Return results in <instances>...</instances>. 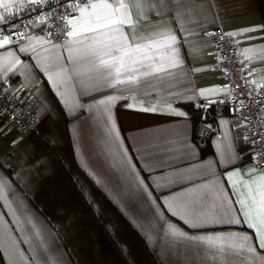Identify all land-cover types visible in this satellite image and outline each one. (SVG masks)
<instances>
[{
	"label": "crops",
	"instance_id": "crops-1",
	"mask_svg": "<svg viewBox=\"0 0 264 264\" xmlns=\"http://www.w3.org/2000/svg\"><path fill=\"white\" fill-rule=\"evenodd\" d=\"M209 3L212 6L204 9L205 14L199 17V23L181 20L173 25L180 29L178 38L183 36L186 41L181 47L183 66L177 70L179 76L174 81L177 87L157 81L155 90L149 89L151 95L148 96L142 92L133 94L104 87L79 96V90L73 92L69 85L63 89L68 105L71 106L78 97L82 104L93 105L91 112L85 107L73 116L66 113L62 104L56 103L57 115L35 119L34 129L29 134H21L11 123L0 121V164L7 165L2 169L3 174L13 181L9 199L20 196L26 202L23 211L35 216L41 231L51 229L60 237L57 244L63 246L71 264H201L193 255L192 245L165 235L161 227L164 220L177 223L185 231H194L195 234H247L253 238L255 254L228 257L216 264H264V249L259 248L256 231L247 223L226 222L229 217L243 219L238 201L247 198L249 178L246 170L257 164L253 159V146L244 141V128L235 125L236 121L242 120L237 115H229L223 105L208 104L204 123L210 134L197 140L200 121L196 125L184 105L192 104L200 109L207 100L215 101L231 93L213 39L201 34L210 27L221 26L227 33L248 28L256 30L245 33L252 39L233 38L247 79L255 81L250 85L264 84V0H209ZM134 4L135 0H130L133 12L136 11ZM149 16L154 18V23L161 19L155 12H149ZM162 18L171 23L177 19L175 10L166 11ZM185 28L192 34L184 31ZM28 31L37 36L44 35L38 28ZM65 40L56 42L63 44ZM33 46L37 52L29 55L41 58L49 55L45 48L50 46H41L38 41H33ZM54 51L67 56L66 51ZM19 55L25 59L24 54ZM28 62L34 63V60ZM253 68L256 71L249 76L248 71ZM38 75L48 88L43 73ZM23 79L19 77L12 83ZM225 86L229 88L228 93L214 91ZM201 90H205L207 100L199 95ZM32 91L35 92V87ZM177 91L184 95L178 98L172 94ZM108 95L126 97L112 102V114L124 147L140 175L145 180L150 175L175 180L166 188L153 186L157 203L168 197L172 209L180 214L204 216H220L226 207L229 215L223 217L224 222L209 220L203 228L190 230L166 208L157 209L150 201L129 195L127 174L110 167L113 161L105 145L106 137L103 127L98 126L100 113L94 101ZM133 95L136 102L143 101V107L156 105L160 111L138 110L140 103L134 108L127 107L134 103ZM39 102L40 106L47 104L44 97ZM169 103L185 115L168 114ZM39 111L37 107L35 115ZM222 121L227 123L222 124ZM17 140L14 144L13 141ZM53 140L55 142L50 143ZM221 151L224 164L219 155ZM232 153L237 158L234 162H227ZM85 161L89 169L103 177L106 188L94 182L82 166ZM117 162H121L119 157ZM260 170L262 168L258 167L256 172ZM230 172L237 174L229 178ZM24 192H27L26 197ZM218 196H223L226 204L218 200ZM161 210L163 217L156 215ZM142 230L151 238L146 239ZM0 264H5L2 253ZM205 264L213 262L207 260Z\"/></svg>",
	"mask_w": 264,
	"mask_h": 264
},
{
	"label": "snow or ice",
	"instance_id": "snow-or-ice-1",
	"mask_svg": "<svg viewBox=\"0 0 264 264\" xmlns=\"http://www.w3.org/2000/svg\"><path fill=\"white\" fill-rule=\"evenodd\" d=\"M134 6L135 12L130 6V0H0V97H3L6 103L18 102L24 107H30L44 97L47 104L38 105L40 111L34 116V119H42L45 115H57L56 103L62 104L66 113L73 116L76 111L85 107L90 112L93 110V105L82 104L78 97L71 106L68 105L63 89L69 85L73 92L79 90V96L89 95L101 87L133 94L142 92L148 96L151 95L149 89L155 90L157 81L168 82L170 87H177L174 81L179 76L177 70L183 66L181 47L186 41L183 36L178 38L180 29L174 28L173 25L181 20L199 23V17L205 14L204 9L212 5L209 0H135ZM170 9L175 10L177 17L171 23L162 18ZM149 12H155L161 19L154 23V18L149 16ZM25 15L27 19L24 18ZM57 15L60 17L59 21L54 19ZM50 21L53 23H49ZM37 28L44 35L37 36L28 31ZM5 30L7 35L2 34ZM54 31L64 35L65 43L56 42L58 38L53 36ZM184 31L192 34L188 28ZM253 31L256 30L248 28L240 32L226 33L225 36L230 40L237 36L252 39L245 33ZM19 41L23 43H18ZM33 41L40 42L41 46H50L45 48L49 55L44 58L29 55L30 52H37ZM56 49L66 51L67 56L56 53ZM18 53L24 54L25 59L22 60ZM32 60L34 63L28 62ZM255 71V68L249 70L248 75L251 76ZM38 73H43L46 77L48 88L44 87L42 77ZM19 77H23V81L13 84L12 81H18ZM251 83L255 81L247 78L244 80L245 85ZM33 87L35 92L32 91ZM214 91L228 93L229 88L225 86ZM257 91H264V84L258 85ZM45 92H48L47 96ZM172 94L178 98L184 95L179 91ZM199 95L205 97V90H201ZM232 95L234 97L236 94ZM251 95L252 91L246 89L245 96ZM33 96L36 100L32 99ZM121 98L126 97L108 95L104 99L94 101V104L100 113L101 123L98 126L103 127L105 145L113 161L110 167H116L127 174L129 195L150 201L157 209L166 208L190 230L203 228L209 220L212 223L224 222L223 217L229 215L226 207L220 216H204L180 214L172 209L168 197L157 203L158 198L153 196V186L166 188L174 184L175 180L151 175L145 180L140 175V170L132 163V157L124 147L123 138L112 114V102ZM132 99L134 103L128 104L129 108H134L136 103H140L138 110L160 111L156 105L143 107V101L136 102L135 95ZM205 99L207 100V97ZM214 102L207 100L209 105ZM239 103L243 105L244 102ZM257 104V111H264L259 107L264 105V100L258 101ZM167 112L178 116L185 115L173 109L170 103L167 105ZM235 125L245 129L246 143H258L259 134H252L247 130L246 119L236 121ZM261 127L264 128V124ZM17 142L18 140L13 141L14 144ZM229 147L231 148V145ZM219 155L221 163L224 164L223 151ZM259 155L260 153H255L253 159H257ZM117 157L121 162H117ZM236 158L232 153L227 162H234ZM82 166L95 183L102 188L107 187L103 177L89 169L86 161ZM5 167L6 164H0V253L3 254L5 264H71L68 254L62 250L63 246L57 244L60 237L54 235L51 229L41 231L35 216L31 212L23 211L26 202L20 196H16L15 200L9 199V194L13 192V181L3 174L2 169ZM258 167L257 160L255 167L246 170L249 178L246 185L247 198L238 201L243 219L229 217L226 222L237 225L247 223L249 228L256 231L259 248L264 249V169L257 173ZM236 174L228 173L229 178ZM24 196H27V192H24ZM217 199L226 204L223 196H218ZM156 215L163 217V211H158ZM161 227L166 236L192 245L193 255L201 264H205L207 260L216 264L217 261L228 257L256 253L252 244L253 238L244 233L195 234L194 231H185L170 220H164ZM142 235H145L146 239L151 238L143 230ZM25 245L27 247H23Z\"/></svg>",
	"mask_w": 264,
	"mask_h": 264
},
{
	"label": "built area",
	"instance_id": "built-area-1",
	"mask_svg": "<svg viewBox=\"0 0 264 264\" xmlns=\"http://www.w3.org/2000/svg\"><path fill=\"white\" fill-rule=\"evenodd\" d=\"M45 11H47V9H45ZM61 11H63V9H61ZM32 15L35 16V13ZM24 18L27 19V15H25ZM54 19L55 21H59V15ZM11 23H18V21H11ZM49 23H53V21ZM226 33L227 32L223 30L221 26L210 27L201 32L202 35L210 36L213 39L218 51L219 62L225 72L227 82L231 89L229 96L216 99L214 104L217 106H225L229 115H237L242 121L246 119L247 130L252 134H259L258 143L251 145L255 153H260L256 162L258 160L259 168L264 169V128L261 127V125L264 124V111H257V102L264 100V91L258 92L257 87L244 84V80L247 77L242 59L238 53L237 43L233 37L230 40L225 36ZM2 34L7 35L8 32L5 30ZM53 36L57 37V41L59 42L65 40L64 35L59 31H54ZM222 37L223 39H221ZM242 66L244 70H242ZM246 89L252 91L250 97L245 96ZM232 94L236 95L233 97ZM220 101L223 102L221 103ZM240 101L244 102L243 105L239 103ZM39 104L40 102L38 100L30 107H24L18 102L6 103L3 97H0V121L11 123L21 134H29L34 129V116ZM259 107L264 109V105H260ZM207 112L208 104L205 103L200 106V130L196 134L197 140H202L210 134L209 128L204 123ZM249 139H251V137H249Z\"/></svg>",
	"mask_w": 264,
	"mask_h": 264
},
{
	"label": "trees",
	"instance_id": "trees-1",
	"mask_svg": "<svg viewBox=\"0 0 264 264\" xmlns=\"http://www.w3.org/2000/svg\"><path fill=\"white\" fill-rule=\"evenodd\" d=\"M184 105L191 113V117L194 120L195 124L197 125L199 121V116H200V109L195 108L192 104H184Z\"/></svg>",
	"mask_w": 264,
	"mask_h": 264
}]
</instances>
